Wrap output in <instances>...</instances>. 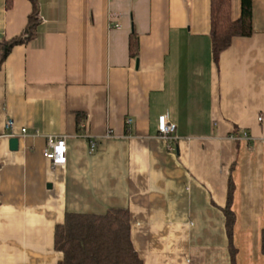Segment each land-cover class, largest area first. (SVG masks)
<instances>
[{
	"label": "crops",
	"instance_id": "0c3cea01",
	"mask_svg": "<svg viewBox=\"0 0 264 264\" xmlns=\"http://www.w3.org/2000/svg\"><path fill=\"white\" fill-rule=\"evenodd\" d=\"M36 1L34 37L0 67V264H56L64 215L110 209L128 211L143 264H232L228 204L235 264H264V0H252V34L217 63L210 0ZM31 9L0 0V39ZM164 113L173 140L158 135ZM50 134L66 136L64 165L43 156Z\"/></svg>",
	"mask_w": 264,
	"mask_h": 264
},
{
	"label": "trees",
	"instance_id": "16d2710c",
	"mask_svg": "<svg viewBox=\"0 0 264 264\" xmlns=\"http://www.w3.org/2000/svg\"><path fill=\"white\" fill-rule=\"evenodd\" d=\"M14 0H5L6 8ZM32 9L22 32L11 39H0V67L16 44L30 41L39 24L38 4L29 0ZM252 0H240L237 18L231 16V0H210V38L212 57L217 63L220 53L226 49L233 37L250 36L252 27ZM129 53L136 58L139 41L135 31L129 35ZM78 114V118L81 116ZM232 183L228 186V201L232 194ZM226 230L230 240L232 264L236 249L232 245L234 216L229 204L225 209ZM54 250L60 253L56 264H143L130 240L129 215L126 209H110L105 214L66 213L61 223L55 226ZM260 249L264 255V228L260 235Z\"/></svg>",
	"mask_w": 264,
	"mask_h": 264
},
{
	"label": "built area",
	"instance_id": "2783aa9c",
	"mask_svg": "<svg viewBox=\"0 0 264 264\" xmlns=\"http://www.w3.org/2000/svg\"><path fill=\"white\" fill-rule=\"evenodd\" d=\"M119 24H110V27H118ZM131 122L130 118L126 119V123ZM6 129L9 130L8 136H14L15 134V124L12 119H7L5 122ZM158 135L167 140H173L176 138L175 130L176 124L169 119L167 113L161 114L158 117ZM26 129L21 127L19 129L20 134H24ZM110 134L108 133L107 136ZM234 139L236 138H248L247 132L243 131L241 135L230 136ZM96 148V141L90 140L89 150L93 151ZM43 156L47 158L53 166L64 165L66 162V136L65 135H47L46 136V147L43 149Z\"/></svg>",
	"mask_w": 264,
	"mask_h": 264
},
{
	"label": "water",
	"instance_id": "95a60500",
	"mask_svg": "<svg viewBox=\"0 0 264 264\" xmlns=\"http://www.w3.org/2000/svg\"><path fill=\"white\" fill-rule=\"evenodd\" d=\"M9 148L11 150H16L18 148V138L17 137L9 138Z\"/></svg>",
	"mask_w": 264,
	"mask_h": 264
}]
</instances>
